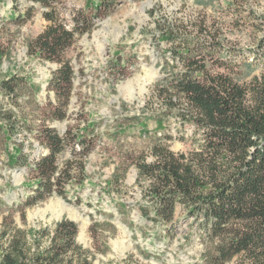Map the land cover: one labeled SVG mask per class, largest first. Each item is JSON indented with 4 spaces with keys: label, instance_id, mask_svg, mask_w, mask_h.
<instances>
[{
    "label": "rangeland",
    "instance_id": "obj_1",
    "mask_svg": "<svg viewBox=\"0 0 264 264\" xmlns=\"http://www.w3.org/2000/svg\"><path fill=\"white\" fill-rule=\"evenodd\" d=\"M57 2L59 18L66 29H72L77 17L82 22L86 17L87 23L93 24L91 30L75 36L65 54L75 70L67 118L49 121L40 109L47 101L48 80L60 63L32 55L29 50V42L49 25L43 17L48 7L33 0H0V77L9 79L14 75L25 88L22 93L16 90L23 96L18 105L0 95V200L5 203L0 202V217L1 211L8 213L14 208L12 205L24 201L35 189L26 183L29 168L11 164L9 156L13 149L22 146L32 163L48 152L38 140L44 119L61 135L67 134L70 126H74L73 131H79L88 124L78 137L84 136L86 142L95 145L92 152L83 159L73 158L72 147L78 150L79 144L72 143L58 160L64 163L70 157L76 169L72 172L78 180L81 175L77 161H82L83 183L66 184L68 199L52 195L27 207L28 225L52 226L63 217L75 221L79 225L77 240L96 253L93 264H207L208 246L203 242L200 221L189 219L183 206L177 207L173 221L150 220L143 217L140 209L149 201L141 193L142 184L136 182L135 163L154 160L150 145L170 131L174 135L185 134L187 138L168 141L172 151L191 150L192 126L187 124L186 129L180 130L179 118L167 117L154 97L155 84L171 70L164 67L166 61L171 65L179 62L173 55V42L162 33L167 23L179 19L199 22L205 16L207 24H216L220 29L222 44L231 48L238 64L234 75L239 84L249 85L256 78H264L260 49L264 27L257 25L264 18V0H247L242 7L239 5L247 15L243 19L232 12L239 7L238 0ZM30 5L34 6L32 18L20 24ZM13 12L19 15L16 20H11ZM50 97L53 98L51 93ZM14 125L13 134L6 137L4 131ZM92 127L103 137L94 138ZM122 163L128 169L126 175L118 178L120 175L116 174ZM14 214L16 224L23 226L20 213ZM91 226L96 229L93 234ZM236 260L232 264L244 258Z\"/></svg>",
    "mask_w": 264,
    "mask_h": 264
},
{
    "label": "trees",
    "instance_id": "obj_2",
    "mask_svg": "<svg viewBox=\"0 0 264 264\" xmlns=\"http://www.w3.org/2000/svg\"><path fill=\"white\" fill-rule=\"evenodd\" d=\"M33 1L48 7L43 17L49 25L29 42L30 54L60 63L48 80L47 101L40 110L46 120L63 121L67 118L75 82L74 66L65 54L75 36L91 30L93 23H87L86 17L84 22L77 17L72 29H66L59 18L58 0ZM246 1L238 0L236 4L242 7ZM240 6L233 7L232 12L243 19L247 15ZM33 8V5L27 8L28 15L20 24L32 18ZM18 16L13 12L11 20ZM261 20V25L257 24L260 28L264 27V18ZM190 26L194 29H189ZM219 30L216 24H207L204 16L199 22L179 19L167 23L162 33L173 42V55L179 62L171 65L166 61L164 67L171 70L155 84L154 97L167 117L179 118L180 130L186 129L187 124L192 126L191 150L172 151L168 141L187 138L185 134L179 136L170 131L150 145L154 160L135 163L136 182L142 184L141 193L149 201L140 209L143 217L150 220L173 221L177 207L183 206L189 219L200 221L203 242L208 246L207 264H232L237 257L244 258L237 264H264V78H256L249 85L239 84L234 75L238 64L231 48L222 44ZM193 32L194 36L188 35ZM262 42L260 49L264 57ZM23 89L16 76L0 77V95L12 104L18 105ZM16 90L21 93L17 94ZM45 119L38 140L48 152L31 163L18 145L9 156L11 164L29 168L26 183L35 189L25 202L16 203L17 209V205H12L14 208L8 213L1 211L0 264H93L96 253L77 240L79 225L75 221L63 217L52 226L38 228L26 221L27 207L52 195L68 199L66 184L83 183L82 161H77L80 180L75 178L76 169L70 157L64 163L58 162L66 148L72 143L79 144L78 150L72 147L76 159H83L95 148L84 136L78 137L90 125L79 131H73L74 126H70L69 132L61 135ZM15 128L16 125L6 129V137ZM92 129L94 138L103 137L96 133L95 127ZM122 166L116 174L120 175L118 178L126 175L128 166L123 163ZM16 211L23 226L15 222ZM90 231L96 232L94 226Z\"/></svg>",
    "mask_w": 264,
    "mask_h": 264
},
{
    "label": "bare ground",
    "instance_id": "obj_3",
    "mask_svg": "<svg viewBox=\"0 0 264 264\" xmlns=\"http://www.w3.org/2000/svg\"><path fill=\"white\" fill-rule=\"evenodd\" d=\"M83 228H84V226L82 225V226H81V229H83Z\"/></svg>",
    "mask_w": 264,
    "mask_h": 264
}]
</instances>
